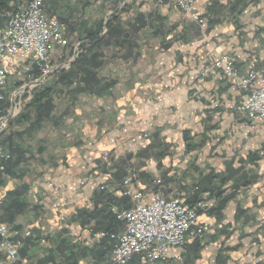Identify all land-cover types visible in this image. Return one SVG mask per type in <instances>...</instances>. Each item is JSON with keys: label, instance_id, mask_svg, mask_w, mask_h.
<instances>
[{"label": "crops", "instance_id": "0c3cea01", "mask_svg": "<svg viewBox=\"0 0 264 264\" xmlns=\"http://www.w3.org/2000/svg\"><path fill=\"white\" fill-rule=\"evenodd\" d=\"M43 7L73 35L71 52L56 49L68 57L60 63L74 60L98 22L99 36L114 16L122 32L99 47L100 75L114 80L99 96L74 99L67 88L38 125L27 114L30 101L9 118L0 138L11 154L0 161L1 219L20 257L27 264H111L114 240L92 234L123 230L111 207L133 204L118 186V171L131 169L144 203L159 186L164 197L182 192L185 203H206L198 220L210 230L181 249L190 264H264V121L230 108L244 95L233 82L216 70L199 74L220 52L241 71H264V0H200L193 10L202 23L171 0H44ZM12 80L13 70L6 107ZM143 134L147 142L137 148ZM103 149L113 151L112 173L100 169ZM135 259L127 264H140ZM0 264L17 263L0 251Z\"/></svg>", "mask_w": 264, "mask_h": 264}, {"label": "built area", "instance_id": "2783aa9c", "mask_svg": "<svg viewBox=\"0 0 264 264\" xmlns=\"http://www.w3.org/2000/svg\"><path fill=\"white\" fill-rule=\"evenodd\" d=\"M171 1L191 19L203 22L200 14L193 10L200 0ZM43 3L44 0L17 1L7 13L5 25L0 26V138L8 126L9 118L20 111L23 105L20 97L28 92L31 85L44 81L54 70L68 66L66 62L55 67L52 62L55 50L68 45L67 25L46 13ZM33 66L38 67V73L32 81L22 82L23 75ZM11 70L15 79L22 83L11 91V103L3 108L1 103ZM209 70H216L222 78L233 82L244 92L241 102L230 104L233 111L244 114L248 119L264 121V71L253 68L241 71L234 59L224 52L217 53L214 59L204 64L199 69V74L206 76ZM146 139L147 134H143L133 145H140ZM109 155L108 150L101 152L105 168L110 165ZM10 157L11 154L0 145V161L9 160ZM155 183L160 185L161 179L157 178ZM134 185L131 176H126L120 184L121 194L133 201L130 207L124 210L111 207L116 217L123 222V230L118 233L99 231L92 234L95 240L104 237L114 240L110 254L111 264H127L134 256L138 257L141 264L169 261L189 264L181 249L189 237H199L210 230L208 223L198 220V210L204 208L206 203L198 201L186 204L182 192L164 197L160 186L152 199L144 203L142 190ZM2 206L3 198L0 196V251L10 262L27 264L20 257L18 245L12 240L7 224L1 219ZM263 224L264 219L258 225ZM176 249L179 251H175Z\"/></svg>", "mask_w": 264, "mask_h": 264}, {"label": "trees", "instance_id": "16d2710c", "mask_svg": "<svg viewBox=\"0 0 264 264\" xmlns=\"http://www.w3.org/2000/svg\"><path fill=\"white\" fill-rule=\"evenodd\" d=\"M9 2L10 0H0V14L6 12L7 10L10 11L11 6L9 5ZM112 19L115 20L116 17L114 16L110 20ZM110 20L106 22V31L101 36H99V34L101 26L103 27L102 22H98L96 24L95 30L88 31L86 33L85 39H89V42L87 44L82 43L80 45L81 51L69 64L68 68L59 69L54 74V78L51 79V81H48L45 85L41 86L38 90L34 92L30 103L27 104V107L30 108V112H28L27 114L31 116L32 112V116L34 117L31 125H38L40 122L51 117L53 109L55 107L56 95H58L59 93L63 94L67 88L69 89L68 91H71V93L74 94L73 96L75 99V95L77 93H86L99 96L102 92L105 91L106 88H108L114 83L113 79H109L105 76L100 75L101 66L103 65L105 60L102 58V53L99 50V47L101 46V44L108 43L113 35L120 34L122 32L121 28L116 25L115 22H112L114 23L112 24ZM64 48H69L67 53L73 50V46L70 44ZM29 73L36 75L38 73V67L33 66ZM11 84L15 87L18 86L16 79L12 80ZM7 102L8 101H6V99L3 100L1 106L3 108L6 107ZM111 155L112 154H110L109 158H111ZM129 156L131 158V155ZM112 159L113 157L109 159L110 165L112 164ZM100 169L104 172L109 171L108 167L105 168L103 160H101ZM130 172L134 174L133 171L127 170L126 172L125 169L123 171L119 170L118 174L121 175L124 179L127 175L132 176V174H129ZM120 180L121 179L119 178L118 182L121 184L122 180ZM198 201L202 200L197 199L193 202H189L186 204H195ZM113 218L114 216L112 218H109L110 223H112L111 221H114ZM109 229L110 231H108ZM111 230V228H108L107 230L102 231L115 233ZM183 256L185 257V260L189 263V261L186 259V256L184 254ZM137 261H139V259Z\"/></svg>", "mask_w": 264, "mask_h": 264}, {"label": "rangeland", "instance_id": "374dc122", "mask_svg": "<svg viewBox=\"0 0 264 264\" xmlns=\"http://www.w3.org/2000/svg\"><path fill=\"white\" fill-rule=\"evenodd\" d=\"M17 1H19V0H12L11 2H13V5H14V4L17 3ZM156 2H157V1H156ZM158 3H162V2H158ZM11 7H12V6H11ZM7 11H8V10H7ZM5 13H6V12L0 14V16L3 17ZM67 30H68V29H67ZM68 31H69V30H68ZM68 31L66 32V35H67V38H68V45H69V44H71V43L73 42V41H72V38H71V36H73V35H71V32L68 33ZM79 47H80V46H79ZM56 51H57V52H56ZM67 51H68V49L65 50V52H67ZM78 51H79V49H78ZM60 52H62V51H60V50L58 49V50H55V52H54V54H53L52 62H53V65H54L55 67H58V64H60V62H61L64 58H68L66 53H64V54L61 53V54H60ZM61 64H62V63H61ZM68 65H69V64H68ZM62 69H63V68H62ZM58 70H59V69L54 70V71L52 72V74H55ZM29 72H30V71H29ZM29 72H26V73L23 75L24 80H23L22 82L27 81L28 77H30V79L33 80L35 74H31V73H29ZM31 72H32V71H31ZM52 74H50L49 77H50ZM49 77L47 78V80H44V81H42V82H40V83H38V84H36V85H34V84L31 85V87L28 89V90H29V93H30V96L27 95L28 93H24V94L20 97V98H21V101L24 102V103L30 101V100L32 99V97H33L34 92L40 88V84H44V83L46 84L48 81H51V78H49ZM25 78H26V80H25ZM26 84H28V83H26ZM38 85H39V86H38ZM56 98H58V95H56L55 99H56ZM16 99H18V98H16ZM24 103H22V104H24ZM62 106H64V104H62ZM57 107H58V105H57ZM60 108H62V107H60ZM141 138H142V136H141ZM146 142H147V141H142L140 145L137 143V148H143V147L145 146ZM134 148H136V147H134ZM104 150H108V151L110 152V154L113 155V151H112L111 149H103V150L100 151V158H101V160H102L101 152L104 151ZM112 155H111V158L113 157ZM109 157H110V155H109ZM111 158H109V159H111ZM108 170H109V171H107L108 173H112L111 165H108ZM129 170L131 171V169H129ZM103 172H104V171H103ZM130 173H131V172H130ZM131 177H132V176H131ZM158 177H159V176H155V180H156ZM159 178H160V177H159ZM132 179H133V178H132ZM121 183H122V182H121ZM118 186H120V185L118 184ZM183 196H184V195H183ZM199 210H200V209H199ZM199 210H198V213H199ZM209 226H210V225H209Z\"/></svg>", "mask_w": 264, "mask_h": 264}]
</instances>
